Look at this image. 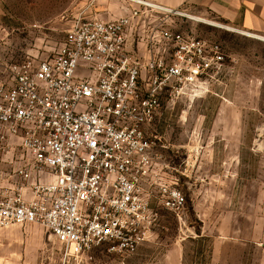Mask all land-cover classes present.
Masks as SVG:
<instances>
[{"label": "built area", "instance_id": "built-area-1", "mask_svg": "<svg viewBox=\"0 0 264 264\" xmlns=\"http://www.w3.org/2000/svg\"><path fill=\"white\" fill-rule=\"evenodd\" d=\"M132 2L114 20L78 17L54 55L12 63L0 79L1 162L10 165L0 169V230L42 226L63 251L51 264L96 248L129 257L149 240L159 207L178 219L186 210L148 129L164 101L206 92L225 54Z\"/></svg>", "mask_w": 264, "mask_h": 264}, {"label": "rangeland", "instance_id": "rangeland-1", "mask_svg": "<svg viewBox=\"0 0 264 264\" xmlns=\"http://www.w3.org/2000/svg\"><path fill=\"white\" fill-rule=\"evenodd\" d=\"M78 4L0 0V79L12 63L54 55ZM156 11L149 18L218 42L225 54L206 92L163 102L161 142L186 194V214L178 219L159 208L149 240L129 257L96 248L71 264H209L215 241L223 264H264V40L218 19L204 17L218 25L192 19V11ZM185 170L189 176L180 174ZM62 253L38 224L0 230V264H51Z\"/></svg>", "mask_w": 264, "mask_h": 264}, {"label": "crops", "instance_id": "crops-1", "mask_svg": "<svg viewBox=\"0 0 264 264\" xmlns=\"http://www.w3.org/2000/svg\"><path fill=\"white\" fill-rule=\"evenodd\" d=\"M133 0H78V13L76 17L98 18L102 20H114L130 13V7L134 6ZM145 1L160 10L168 12L192 11L199 17H211L223 21L233 27L264 37V0H141ZM195 15V14H194ZM206 19V18H205ZM131 48V46L129 47ZM163 110L156 117L155 122L149 127V132L156 136L158 143L162 144L164 139L161 118ZM164 145V144H163ZM165 146V145H164ZM165 148L159 147L163 154L164 171L162 177L164 180L173 181L177 179V170L171 160L165 156ZM0 169L9 171L10 165L1 162ZM187 173V174H186ZM183 176H189L188 170L181 172ZM179 184V183H178ZM181 188V187H180ZM183 190V188H181ZM184 192V190H183ZM163 208V207H159ZM158 208V210H159ZM186 211V210H185ZM186 212H184V215ZM184 215L182 217H184ZM182 219V218H181ZM202 237L203 235H197ZM218 242L215 241L213 253L209 264H223L219 258ZM223 260L227 263L230 258L227 256Z\"/></svg>", "mask_w": 264, "mask_h": 264}, {"label": "bare ground", "instance_id": "bare-ground-1", "mask_svg": "<svg viewBox=\"0 0 264 264\" xmlns=\"http://www.w3.org/2000/svg\"><path fill=\"white\" fill-rule=\"evenodd\" d=\"M190 18L192 19H196V20H199V21H202L204 23H209V24H215V25H218V23L214 22V21H211V20H208V19H205V18H202V17H199V16H196V15H189ZM233 29V28H231ZM233 30H236V31H240L242 32L243 34L245 35H248V36H252V37H256V38H259V39H262L264 40V37L262 36H259V35H255V34H252V33H249V32H245V31H242V30H237V29H233Z\"/></svg>", "mask_w": 264, "mask_h": 264}]
</instances>
